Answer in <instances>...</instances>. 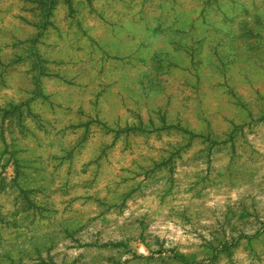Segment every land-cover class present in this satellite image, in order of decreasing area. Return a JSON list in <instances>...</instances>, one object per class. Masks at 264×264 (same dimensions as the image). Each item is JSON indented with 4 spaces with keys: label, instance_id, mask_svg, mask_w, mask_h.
<instances>
[{
    "label": "rangeland",
    "instance_id": "1",
    "mask_svg": "<svg viewBox=\"0 0 264 264\" xmlns=\"http://www.w3.org/2000/svg\"><path fill=\"white\" fill-rule=\"evenodd\" d=\"M0 264H264V0H0Z\"/></svg>",
    "mask_w": 264,
    "mask_h": 264
}]
</instances>
